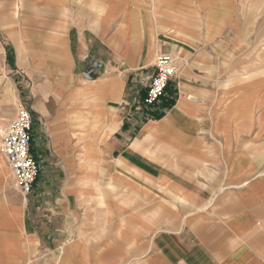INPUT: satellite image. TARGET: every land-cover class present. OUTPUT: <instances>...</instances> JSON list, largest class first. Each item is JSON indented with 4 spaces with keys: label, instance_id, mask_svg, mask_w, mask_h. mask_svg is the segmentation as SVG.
<instances>
[{
    "label": "crops",
    "instance_id": "crops-1",
    "mask_svg": "<svg viewBox=\"0 0 264 264\" xmlns=\"http://www.w3.org/2000/svg\"><path fill=\"white\" fill-rule=\"evenodd\" d=\"M243 10L242 50L257 48L264 14ZM233 12L0 0V143L24 105L39 166L24 197L0 152V264H264V63L242 57L232 79L211 57ZM161 54L177 73L147 107Z\"/></svg>",
    "mask_w": 264,
    "mask_h": 264
},
{
    "label": "built area",
    "instance_id": "built-area-1",
    "mask_svg": "<svg viewBox=\"0 0 264 264\" xmlns=\"http://www.w3.org/2000/svg\"><path fill=\"white\" fill-rule=\"evenodd\" d=\"M156 72L151 78L143 104L147 107L157 105L177 73L175 59L161 54L155 63ZM33 118L22 104L17 108L15 120L1 140V152L6 158L11 173L24 197L32 194L39 174V166L31 154Z\"/></svg>",
    "mask_w": 264,
    "mask_h": 264
},
{
    "label": "rangeland",
    "instance_id": "rangeland-1",
    "mask_svg": "<svg viewBox=\"0 0 264 264\" xmlns=\"http://www.w3.org/2000/svg\"><path fill=\"white\" fill-rule=\"evenodd\" d=\"M232 3L234 6L233 19L237 28H235V31L231 30L230 50H208V52H212L211 57L230 58V60L232 61L230 66V73L231 75H236V77L232 76V79H238L239 76H242V64L240 63L238 65L237 62L234 61H239L242 60V57H246L257 59L258 64H256V66H261L263 65L262 63H264V49L261 48L262 44L264 43L257 45L259 46L257 48L242 50V4L244 5L243 15L246 18V21L250 24H254L257 13L261 15L264 14V0H232ZM251 36L252 38H254V34H252ZM253 68H255L254 65L249 67L250 70ZM232 83L234 82L232 81Z\"/></svg>",
    "mask_w": 264,
    "mask_h": 264
},
{
    "label": "bare ground",
    "instance_id": "bare-ground-1",
    "mask_svg": "<svg viewBox=\"0 0 264 264\" xmlns=\"http://www.w3.org/2000/svg\"><path fill=\"white\" fill-rule=\"evenodd\" d=\"M175 59V58H174ZM4 132V131H3ZM2 134V133H1ZM0 145H1V143H0Z\"/></svg>",
    "mask_w": 264,
    "mask_h": 264
}]
</instances>
